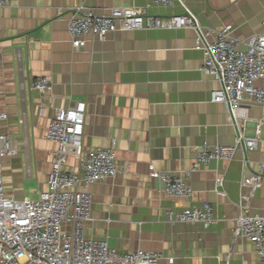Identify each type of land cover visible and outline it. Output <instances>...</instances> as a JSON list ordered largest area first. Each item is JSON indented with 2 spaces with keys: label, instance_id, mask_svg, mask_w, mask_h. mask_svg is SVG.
Here are the masks:
<instances>
[{
  "label": "crops",
  "instance_id": "obj_1",
  "mask_svg": "<svg viewBox=\"0 0 264 264\" xmlns=\"http://www.w3.org/2000/svg\"><path fill=\"white\" fill-rule=\"evenodd\" d=\"M182 2L184 7L154 0H11L0 8V111L7 115L0 131L17 148L15 157L2 162L5 194L35 199L45 191L57 148L45 140L48 122L54 110L84 103L82 146L67 150L64 169L74 172L90 151L112 147L120 168L115 178L87 189L92 208L86 238L105 241L121 254L158 253L164 258L159 264H170L169 258L171 264H257L253 245L233 243V230L242 197L250 198L249 215L264 213V172L253 193L241 185L246 171H259L264 126L254 150L183 177L193 190L188 201L167 196L163 181L149 177V165L160 174L190 172L203 144L232 146L237 137L224 107L210 101V92L220 86L200 71L203 54L195 48V32L117 31L83 50L70 45L67 22L76 9L101 13L128 7L159 18L187 10L204 28L230 27L240 48L264 31V0ZM38 77L51 80L50 94L32 91ZM256 84L264 88V79ZM260 116L259 106L250 102L238 114L246 137ZM218 177L224 179L222 188L215 186ZM204 203L213 208L214 222L207 229L165 223L167 212Z\"/></svg>",
  "mask_w": 264,
  "mask_h": 264
},
{
  "label": "built area",
  "instance_id": "obj_2",
  "mask_svg": "<svg viewBox=\"0 0 264 264\" xmlns=\"http://www.w3.org/2000/svg\"><path fill=\"white\" fill-rule=\"evenodd\" d=\"M11 0H0V8ZM161 6L182 7V0H154ZM264 29V18L261 21ZM139 29H192L195 48L203 54L202 74L217 82L219 89L210 92V101L224 107L229 123L236 128L237 137L232 146L209 147L203 144L195 152L192 170L183 175L160 174L148 166L149 177L164 183V192L172 198L190 200L193 190L186 180L199 167L207 168L219 161L230 162L237 153L254 150L264 126V88L256 83L264 79V31L251 36L243 48L231 37L230 27L221 30L204 28L187 10L183 15L167 18L150 17L135 8H109L101 13L76 9L67 22L70 45L74 51L83 50L89 42H103L117 31ZM1 63V57H0ZM31 89L40 95L52 92V82L38 77ZM259 106L260 119L253 135L246 137L238 122L240 111H247L248 103ZM7 115L0 111V123ZM85 104L75 103L68 109L54 110L46 129L45 140L56 145L47 175L46 189L37 198L17 200L5 194L2 162L17 155L12 137L0 131V264H159L164 258L158 253L135 251L118 253L105 241L86 238L85 223L91 221L92 198L87 189L97 182L113 179L120 173L113 147L94 149L80 159L78 169L66 171L69 148L82 146ZM246 166H244L245 168ZM264 172V156L256 174L245 172L241 185L255 191ZM223 178H216V188H222ZM220 195H224L221 191ZM249 197H242L240 214L235 220L233 243L248 241L258 256L257 264H264V213L248 214ZM214 222L213 208L208 203L167 212L169 226L199 225L207 229ZM171 264L172 259H167Z\"/></svg>",
  "mask_w": 264,
  "mask_h": 264
}]
</instances>
